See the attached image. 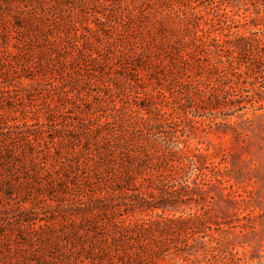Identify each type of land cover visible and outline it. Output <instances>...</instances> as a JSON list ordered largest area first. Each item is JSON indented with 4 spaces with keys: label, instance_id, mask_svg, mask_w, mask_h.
<instances>
[{
    "label": "rangeland",
    "instance_id": "obj_1",
    "mask_svg": "<svg viewBox=\"0 0 264 264\" xmlns=\"http://www.w3.org/2000/svg\"><path fill=\"white\" fill-rule=\"evenodd\" d=\"M0 264H264V0H0Z\"/></svg>",
    "mask_w": 264,
    "mask_h": 264
}]
</instances>
